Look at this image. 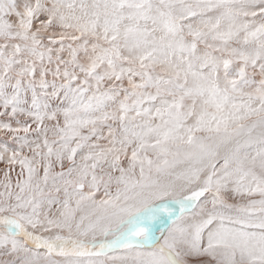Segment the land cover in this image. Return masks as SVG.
<instances>
[{"label": "snow or ice", "instance_id": "obj_1", "mask_svg": "<svg viewBox=\"0 0 264 264\" xmlns=\"http://www.w3.org/2000/svg\"><path fill=\"white\" fill-rule=\"evenodd\" d=\"M0 264H264V0H0Z\"/></svg>", "mask_w": 264, "mask_h": 264}, {"label": "bare ground", "instance_id": "obj_2", "mask_svg": "<svg viewBox=\"0 0 264 264\" xmlns=\"http://www.w3.org/2000/svg\"><path fill=\"white\" fill-rule=\"evenodd\" d=\"M0 167H2V165H0Z\"/></svg>", "mask_w": 264, "mask_h": 264}]
</instances>
